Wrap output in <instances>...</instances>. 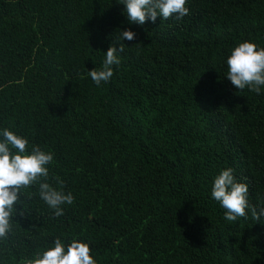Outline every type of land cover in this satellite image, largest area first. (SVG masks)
<instances>
[{"label": "trees", "instance_id": "1", "mask_svg": "<svg viewBox=\"0 0 264 264\" xmlns=\"http://www.w3.org/2000/svg\"><path fill=\"white\" fill-rule=\"evenodd\" d=\"M186 7L179 21L136 25L116 0H0V129L51 151L49 183L75 198L55 217L38 185L21 189L0 264L56 238L87 243L96 264H264V217L226 221L211 197L232 168L264 207V87L226 78L239 43L264 48V0ZM118 29L136 38L97 86L87 73Z\"/></svg>", "mask_w": 264, "mask_h": 264}, {"label": "clouds", "instance_id": "2", "mask_svg": "<svg viewBox=\"0 0 264 264\" xmlns=\"http://www.w3.org/2000/svg\"><path fill=\"white\" fill-rule=\"evenodd\" d=\"M124 5L123 13L129 24L143 25L146 21L156 22L157 17L168 20L173 15L181 20L189 14L187 0H116ZM119 30V29H118ZM136 33L129 29L119 30L105 52L102 66L88 71V76L97 86L108 82L113 76V66L121 64L120 53L125 50L123 41H133ZM118 45V47H117ZM226 78L238 90L261 93L264 87V48L244 41L231 50L226 59ZM54 154L44 151L38 145H31L29 151L28 139L17 135L8 128L0 129V238H6L11 231L10 219L13 214L24 215L23 210H17L20 203L21 189L38 185L37 192L42 201L53 210L55 217L64 215L62 205H72L74 196L62 190L64 181L58 176H52L59 188L49 183L50 173L46 167L53 163ZM232 168H225L214 178L211 197L217 201L224 211L226 221H236L238 217L247 219L246 209L251 211L253 219L259 221L264 217V207L258 210L248 202V185L237 182ZM29 198L31 193L28 194ZM91 249L85 242L73 239L65 245L56 238L54 246L34 258L27 259L24 264H96Z\"/></svg>", "mask_w": 264, "mask_h": 264}]
</instances>
